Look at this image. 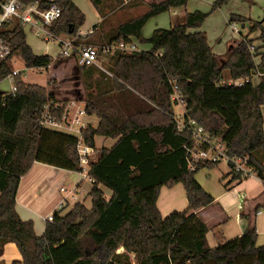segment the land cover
I'll return each mask as SVG.
<instances>
[{
    "label": "trees",
    "instance_id": "16d2710c",
    "mask_svg": "<svg viewBox=\"0 0 264 264\" xmlns=\"http://www.w3.org/2000/svg\"><path fill=\"white\" fill-rule=\"evenodd\" d=\"M20 1L28 5L37 0ZM100 1L91 0L101 12ZM111 1V8L123 4V0ZM225 1L216 0L212 10ZM186 2L148 4L144 13L120 22L97 45L134 37L150 44L148 50H116L102 70L96 65L79 67L85 112L99 119L97 127L86 124L80 130L81 140L93 150L97 135L116 142L95 150L89 163L91 207L77 202L64 215L57 209L40 235L32 220H22L15 210L20 179L34 162L80 172L78 136L39 125L49 100L61 106L58 113L68 101H57L45 86L23 81L21 72L13 77L15 91H0V252L5 243H14L21 260L12 264H264V244H256L255 227L215 247L208 245L207 226L196 211L214 198L195 174L217 164L200 161L194 169L188 167L185 146L190 136L178 131L171 99L175 82L185 119L196 120L224 144L229 156L246 158L252 173L264 183V27L231 14L229 22L250 21V32L260 30V34L257 39L242 36L223 57L213 53L205 32L199 30L207 16L201 11L186 13L181 23L169 28L154 29L148 38L141 36L151 17ZM51 3L60 7L61 15L50 29L58 35H74L84 13L72 0H38L41 9ZM0 36L11 48L0 63V82L11 75L13 56L26 68L47 69L51 64L52 56L32 52L18 19L3 22ZM80 38L77 42L84 43ZM254 40L262 42L255 47L257 65L248 49ZM254 70L260 72L256 84L220 83ZM178 183L187 206L162 216L156 205L160 189ZM104 189L110 191L109 197Z\"/></svg>",
    "mask_w": 264,
    "mask_h": 264
},
{
    "label": "crops",
    "instance_id": "0c3cea01",
    "mask_svg": "<svg viewBox=\"0 0 264 264\" xmlns=\"http://www.w3.org/2000/svg\"><path fill=\"white\" fill-rule=\"evenodd\" d=\"M72 1L85 15L83 24L77 30L86 33V38L83 37L80 40L84 39V43L98 47L97 45H102L108 39L109 34L114 31L120 22H125L144 13L148 4H157L165 0H124L122 6L116 5L113 8L110 7L112 5L111 0H101L98 3L101 9V16L93 11L91 7L87 8L85 4H80V1ZM192 1L194 3H191ZM197 1L187 0L186 9H182V7L172 8L167 12H163L164 14L160 13L151 17L143 26L141 36L148 38L156 28H169L181 23L186 13L194 12V10L200 11L198 9L201 7L207 8L214 0ZM250 4L253 5L252 0H227L225 6L216 12H221V14L211 16L209 18L210 23L204 24L202 29L206 32L207 42L213 49V53L220 57L225 56L229 47L235 45L241 39L240 37L243 36L241 35L238 38L236 34H241V32L239 30L235 32L230 28V13L239 14L251 20L260 18V16L253 15V7ZM83 7H86L87 10ZM175 9H178L177 12ZM257 22L263 24L264 18L257 20ZM244 25L241 24L240 26L244 27ZM202 29L199 28V30L203 31ZM259 34L260 31L253 33L248 36V39H257ZM36 37L43 41L41 37L37 35ZM130 40L137 44L138 50L146 51L150 48V44L139 42L134 37H130ZM53 44L56 50L55 53L51 54L52 62L47 69H50L51 72L53 67L67 68L68 73L73 78L74 87H70L71 94L65 96L62 89H59L57 75L53 74L51 80H54V83L52 81L49 83L48 92L52 93L57 101L67 100L83 103L85 90L75 59L73 57L60 56L58 46L55 43ZM253 44L256 47L262 45V42L254 40ZM109 61L110 54L99 53L98 63L100 66H103V63L108 64ZM256 80L258 81L259 77ZM10 89L11 81L9 79L8 89L3 91H10ZM263 107L264 105L261 106V114L264 132ZM84 121L93 127H97L99 123V119L95 115H86ZM115 142L116 139L97 135L94 137V151L102 147L110 148ZM221 163L224 171L218 177L220 186L212 188L208 179L195 174L197 182L214 198L209 205L196 211L207 226L206 239L208 245L210 246L209 241H212V239L215 240L217 245L219 241L240 236L245 230L252 227H255L257 232L256 244L263 245L264 183L255 175L239 178L230 171L228 164L224 162L218 164ZM92 187L93 181H90L81 172L68 171L34 162L29 171L20 179L15 198V210L22 220H32L36 234L40 235L45 229V217L56 211L60 204L62 205L60 208L61 215L69 212L77 202L90 208L91 198L89 193ZM61 188L65 191H61ZM104 191L106 196L109 197L110 191L107 189H104ZM156 205L162 216H166L174 210L181 211L185 209L187 199L182 184L178 183L171 188L161 187ZM20 260L21 256L15 244L11 242L5 243L0 252V264H12L14 261Z\"/></svg>",
    "mask_w": 264,
    "mask_h": 264
},
{
    "label": "built area",
    "instance_id": "2783aa9c",
    "mask_svg": "<svg viewBox=\"0 0 264 264\" xmlns=\"http://www.w3.org/2000/svg\"><path fill=\"white\" fill-rule=\"evenodd\" d=\"M52 1V0H49ZM0 29L2 23L11 18L18 19L23 29H27L32 34L42 38L44 42H53L58 46L59 55L62 57H73L78 67H89L96 65L103 69L98 63L99 52L103 54H111L116 50L123 52H132L138 50L137 44L132 41H121L118 43H112L109 45H103L95 47L89 44L77 42L78 38L86 36L79 30L72 36H62L55 34L50 27L60 17L61 9L55 4L51 3L46 8L41 9L38 6V0L28 5H24L20 0H0ZM175 12V11H174ZM230 28L237 32L235 22L229 23ZM249 52L254 56L255 46L253 44L248 45ZM11 53V48L5 43L0 36V63L5 60ZM255 64L259 63L258 56H254ZM20 72L13 70L9 79L11 81L10 92L15 91V84L13 77L18 75ZM260 72L254 70L251 75L239 77L236 79H223L220 83L242 85L245 82H251L254 84L253 79L258 78ZM174 93L171 99L175 104H180L183 111L181 114L175 117L178 131H185L190 136V142L185 146L186 159L188 167L194 169L197 162L206 161L211 163L224 162L230 167V171L235 175H239L241 178L253 176L251 169L247 165L246 158L238 156H229L225 150V146L222 142L212 138L204 128L199 125L196 120L192 118L185 119L184 104L180 99L175 82ZM61 106L49 100L45 106L39 118V125L44 128L55 129L59 131H69L73 126H79V135L77 139L76 150L79 157V165L81 167V173L88 177L90 181H93L87 176L89 163L94 157V150L86 145L80 137V130L86 126L84 121L87 115L84 109V105H80L75 101H68L63 107L62 111L58 113ZM69 133V132H66ZM237 175V176H238ZM61 191H65L61 188ZM61 204L58 210L61 208ZM46 221L53 220V213L45 217Z\"/></svg>",
    "mask_w": 264,
    "mask_h": 264
},
{
    "label": "rangeland",
    "instance_id": "374dc122",
    "mask_svg": "<svg viewBox=\"0 0 264 264\" xmlns=\"http://www.w3.org/2000/svg\"><path fill=\"white\" fill-rule=\"evenodd\" d=\"M77 1H80V4L81 3L85 4L87 6V8L91 7L93 9V11H95L99 16H101L100 10H98V8L95 5L92 4L91 0H77ZM215 1L216 0H214L211 3V5H209L207 8L206 7H201L200 9H198L201 12L207 14L206 18L204 19L203 23L200 26L201 29L203 28L204 24L210 23L209 22V18L211 16L213 17L214 15L221 14V12H219V13H216V12H218L223 6H225V4L227 2V0H226L218 8L212 10V6H213ZM123 2H124V0H123ZM196 2H198V1L196 0ZM252 2H253V5H251V4L250 5L253 7V15L257 16V17L260 16L259 19H254L253 18V20L257 21V20L263 19L264 18L263 17L264 16V0H252ZM191 3H194V2L192 1ZM122 5L123 4H121L120 6H122ZM82 6H84V5H82ZM83 8H85V10H87L86 7H83ZM182 9H186V4L184 6H182ZM175 10L177 12L178 9H175ZM191 12H193V11H191ZM161 14H164V13H161ZM231 14H235V13H230L229 17H230ZM235 15H239V14H235ZM240 16H242V15H240ZM242 17H244V16H242ZM245 18H247V17H245ZM235 23H236L237 29L241 32V34H239V33L236 34L238 36V38L241 35L245 36V35H248L249 33H250L249 35H251L253 33H256V32L260 31V30H255L253 32H250V27H251L250 21L245 22L244 23L245 24L244 27H241L240 26L241 24L238 23V22H235ZM262 26L264 27V23L262 24ZM24 31H25V36H26V42L30 46V48H31V50H32V52L34 54H38V55L48 54V55L51 56V54L55 53L56 48H55L53 42H45L44 43L38 37H36V35L32 34L27 29H24ZM203 31L205 32V30H203ZM205 34H206V32H205ZM251 44H253V42ZM208 45H209V43H208ZM211 50L213 51L212 48H211ZM11 67H12L13 70L21 72L20 76L23 79V81H25L27 83H31V84H38V85L45 86L46 89L48 88L49 83L51 81H52V83H54V80H51V77H52L53 74H56L57 77H58L59 89H62V91L65 93V96L67 94H71V88L74 87L73 86V78L71 77L70 73H68L67 68L66 69H60V67H58V66L57 67H53L52 71H51L52 73L50 72V69L48 70V69H45V68H41V69H38V68H26L24 63H23V61L18 56H14L11 59ZM103 67L105 68L104 64H103ZM225 74H226V72H225ZM256 79L257 78L253 79L254 83L258 82ZM8 83H9V77H6L4 79V81H1L0 82V91L8 89ZM83 87H84V85H83ZM84 90H85V88H84ZM75 102H77V101H75ZM77 103H79L80 105L83 104V103H81L79 101ZM173 109H174L175 117L178 116L179 114H181L182 111H183V109H182L180 104H174L173 105ZM263 116H264V107H263ZM79 128H80L79 126H73L71 130L66 131V132H69L70 134L78 136L79 135ZM222 166H223V164L221 163V164H217L215 167H212V168H202V169L198 170L196 172V174L199 177H203L205 179H208L210 181L211 187L215 188L217 186H220V182L218 181V177L220 176L221 172L224 171ZM209 243H210V247L216 246V242H215L214 239H212V241L210 240Z\"/></svg>",
    "mask_w": 264,
    "mask_h": 264
}]
</instances>
